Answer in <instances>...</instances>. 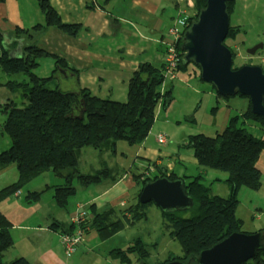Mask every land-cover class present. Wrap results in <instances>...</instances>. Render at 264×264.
<instances>
[{
	"label": "trees",
	"instance_id": "16d2710c",
	"mask_svg": "<svg viewBox=\"0 0 264 264\" xmlns=\"http://www.w3.org/2000/svg\"><path fill=\"white\" fill-rule=\"evenodd\" d=\"M192 1L193 15L186 11L182 14L190 17L191 24L206 7L207 0ZM38 5L45 24H37L33 28L34 31L55 28L64 34L77 37L83 29L81 24L64 23L49 0H38ZM235 7L236 0L228 3L230 17ZM239 34L241 26L231 23L224 42L233 52L234 70L239 69L234 63L237 53L227 41H235ZM5 35L0 30V70L3 72L0 73V88H5L11 94L24 90L26 104L18 107L15 102L10 101L0 106V113L5 117L1 124L2 132L11 141L10 148L0 154V168L15 165L18 171L17 182L0 191V203L20 193L33 180L52 171L64 183L49 188L54 192L53 198L57 206L66 209L70 200L77 194L75 183L86 188L108 176L106 168L92 174L83 173L80 169L82 150L91 148L101 151L108 147L113 152L119 142H125L129 146L143 143L153 128L159 105L161 104V109H166L173 102V81L177 79L178 73H185L194 65H186L184 62L182 36L183 39L177 45L179 61L176 77H165L164 64L155 66L148 62L141 63L128 83L127 101L118 102L96 96L87 88L70 92L48 88L47 83L55 78V74L68 68L66 60L39 44L30 42L24 46L21 55H14L12 51L15 44L7 47ZM22 35L32 36L28 30L17 29L11 38L15 40ZM45 58H53L56 67L53 71L55 74L46 78L36 74L37 68ZM16 74L26 75L28 81L10 80L11 75ZM212 87L216 91L215 87ZM227 99L229 97L224 98L216 93L218 105ZM216 109L218 106L213 108ZM253 125L264 132V117L253 114L249 103L245 112L230 117L222 132L191 135L184 145L193 151L200 167L228 175L225 183L230 193L227 197L213 194L210 187L202 183V177H180L176 173L168 174L167 170L155 167L151 177H145V174L135 175L139 187L135 204L121 212L114 209L100 214L95 212L93 219L89 220L88 225L97 232L99 238L102 241L109 240L127 227L132 228L148 218L145 208L154 204L143 205L139 201L142 188L147 182L160 177L181 179L187 195L194 202L190 208L192 216L185 218L183 211L164 212L158 208L166 223L168 236L180 245L181 255L170 253L165 260L151 263L158 245L136 238L126 248L111 249L109 257L116 264H167L171 261L187 263L192 256L213 248L232 234L247 233L243 230V220L237 217L239 191L242 188L253 191L262 188V172L258 162L264 151V139L248 131L247 127ZM43 194L44 191L29 192L25 198L26 204L38 203ZM11 228L9 220L0 212V264H5L4 255L14 245ZM75 229L74 224L72 232L66 231L59 223L53 224V230L56 232L73 233ZM259 232L264 234V228ZM9 264L31 263L21 257ZM245 264H264V251H259Z\"/></svg>",
	"mask_w": 264,
	"mask_h": 264
},
{
	"label": "crops",
	"instance_id": "0c3cea01",
	"mask_svg": "<svg viewBox=\"0 0 264 264\" xmlns=\"http://www.w3.org/2000/svg\"><path fill=\"white\" fill-rule=\"evenodd\" d=\"M49 1L64 23L82 25L83 29L78 36H69L55 28L34 31L33 28L37 24H45L38 0H5L3 3L0 2V30L6 34V46L11 47L15 44L13 54L21 55L27 43H37L66 60L68 68L63 71V77L68 80L71 91L87 88L96 96L118 102L127 101L128 83L141 63L148 62L155 66L164 64L168 31L174 19L183 10L193 14L194 7L192 0ZM17 29L28 30L32 36L22 35L14 40L11 35L17 32ZM46 59L54 61L53 58ZM48 67L55 71V61L48 63ZM40 68L42 62L37 70ZM190 74L191 77L188 78L186 74L178 73L177 79L173 81V93L177 87L189 85L192 77L201 79L193 66ZM191 89L194 91L193 87ZM210 92L216 96L215 90ZM10 96L5 88H0V106L5 104ZM160 111L161 108L158 112ZM229 117L227 114L218 127L217 120L208 127L213 133L222 132L229 122ZM4 118L0 113V154L11 146L10 139L2 132L1 124ZM259 134L253 132L257 137ZM262 137L264 138V134ZM186 140L184 136L181 140L175 141L177 144L175 147L187 150V153L178 151L176 154L170 146L167 150L157 151L149 145V140L140 145L128 146L129 151L125 149L127 145L120 142L116 144L113 152L108 147L101 151L83 149L80 157L81 171L92 174L106 168L108 176L90 187L85 188L77 184V194L73 200L71 199L75 201L72 208L71 203L66 209L59 208L55 203L54 192L49 187L64 183L56 175L54 180L41 181L45 185L44 188L46 187L44 193L47 192L38 203L26 204L25 198L29 192L42 191L37 188L36 182L43 180L39 179L43 175L33 180L20 193L0 203V212L11 223L14 240L13 247L4 255V263L9 264L24 257L31 264H116L109 257L111 250L109 244L118 234L102 241L97 232L90 228L84 243L75 254L69 256L61 244L62 232L54 231L53 224L59 223L66 231L72 232V219L78 205H82L90 212V220L93 219L92 215L95 212L100 214L111 209L119 212L125 210L132 202L136 203L132 201L134 200L132 197L136 196L139 189L135 175H142L148 170H154L155 167L167 170L168 174L176 173L180 177H202V183L209 186L213 194L227 197L230 193L225 183L228 175L200 167L193 151L184 146ZM190 167H193L194 174H189ZM258 167L262 172L263 188L264 151ZM17 180L18 171L15 165L0 168V191ZM60 180L62 183L58 184ZM262 188L256 192H261ZM241 192L242 189L239 195ZM45 196L47 199H44ZM238 198L237 217L244 222L243 230L251 234L259 232L264 228V223L257 224V220L263 219V209L257 203H251L247 208L239 196ZM252 199L261 201V198L256 196Z\"/></svg>",
	"mask_w": 264,
	"mask_h": 264
},
{
	"label": "rangeland",
	"instance_id": "374dc122",
	"mask_svg": "<svg viewBox=\"0 0 264 264\" xmlns=\"http://www.w3.org/2000/svg\"><path fill=\"white\" fill-rule=\"evenodd\" d=\"M184 8L187 9L186 6ZM230 22L234 26H241V34L238 35L237 39L235 41H227L228 45L232 46L237 53V57H235L234 59L235 66H238L240 68L244 65H256L264 69V48L259 50L255 56H250L247 54V51L249 49H252L260 44L264 45V0H236V7L230 17ZM181 39H183L182 36L179 38L178 43L181 41ZM169 40L170 38L168 39V41ZM53 62V60H47L45 58L42 61V68L38 69L36 71V74L41 77L53 76L55 74L53 73L54 69L48 67V63ZM193 67H195L197 71L200 72V69L198 67H196L195 65H193ZM191 68L192 65L189 67L187 73L181 74H186V76L190 78ZM0 73L3 72H1L0 70ZM63 73L64 72L62 70H59L55 74V78L47 83V87L50 89L59 88L63 92H70V86H68L69 82L68 80L64 79ZM11 77L12 78L10 80L12 81H28V77L24 74L11 75ZM0 78H2V76H0ZM191 81L192 82L189 85L186 84L187 86L181 85L177 87L173 94V102H171L166 109L163 108L160 112H157L153 128L149 136L145 140V143L147 140H149V145L157 151L167 150V148L170 146V149H174L175 154L178 151L187 153V150L175 147V145L177 146V144L175 143L176 140H181L185 136L187 138L185 144H187L188 137L191 135L212 134V129H210L208 126L213 125L215 120H217L218 122V127L222 123V119H225V117H227V114H229V116L231 117L235 114L243 113L249 106L250 102L247 97L237 95L235 97H230L229 99L222 101L218 109L213 110V108H217V102L215 94H211L210 92V90L214 91L212 85L204 83L196 77H192ZM192 87L194 88L196 94L191 89ZM8 95L10 96L9 92ZM8 98L9 101H7V103L10 101L15 102L18 107H23L26 104V101L24 100V90H20L18 93L12 94ZM192 119L195 120L193 121ZM161 125H163V127H161ZM247 128L248 131L252 134L253 132L260 133V136L258 138L264 139L262 137L264 132L259 127L253 125L248 126ZM158 132L165 135L168 143H157L156 135H160ZM171 136H173V138ZM172 142H174V144H171ZM120 143L127 145L125 146V149H128L129 151L130 148L128 147V144H126L125 142ZM152 171L148 170L146 172L148 173V175L145 174V177H151ZM193 172V167H190L189 174H194ZM39 179L43 180H37V188L45 191L46 187L44 188L45 185L41 181H44L45 179L48 182L54 180L55 174L50 171L45 173L42 178ZM61 183L62 182L60 180L58 184ZM75 185H77V183H75ZM136 196L132 197V199L134 198V200L132 201L136 202ZM254 196L261 198V201L252 199ZM239 197L243 205L247 208L250 207L251 203H257L262 209H264V182L261 192H256L248 188H242V192L240 193ZM44 199H47V196H45ZM70 203L72 208L75 201L70 200L69 205ZM133 204L134 203L132 202L131 205ZM69 205L66 208H68ZM145 209H147L148 218L138 222L134 227H127L125 231L118 233L114 240H112V242L109 244L110 249H123L124 246L126 247L127 244H129V242H132L134 239L142 238L146 243L158 245L153 253V257L150 260L151 263L165 260L170 253L181 255L180 245L175 240L171 239L168 236V232H166V223L163 220L160 210L155 205L148 206ZM182 213L185 218L192 216V211L190 209L185 210ZM263 223L264 216L262 221L257 220V224L261 225ZM140 264L143 263L141 262Z\"/></svg>",
	"mask_w": 264,
	"mask_h": 264
},
{
	"label": "water",
	"instance_id": "95a60500",
	"mask_svg": "<svg viewBox=\"0 0 264 264\" xmlns=\"http://www.w3.org/2000/svg\"><path fill=\"white\" fill-rule=\"evenodd\" d=\"M234 0H207L197 20L184 35V62L200 69L203 82L215 87L221 97H247L252 113L264 117V70L245 65L233 69V52L224 42L230 30L228 3ZM264 48L260 44L247 51L250 56ZM141 204L153 203L161 211H184L193 207L181 179L160 177L147 182L140 193ZM264 251V234L234 233L213 248L192 256L190 261L167 264H245Z\"/></svg>",
	"mask_w": 264,
	"mask_h": 264
},
{
	"label": "built area",
	"instance_id": "2783aa9c",
	"mask_svg": "<svg viewBox=\"0 0 264 264\" xmlns=\"http://www.w3.org/2000/svg\"><path fill=\"white\" fill-rule=\"evenodd\" d=\"M185 11H182L178 19L173 22V25L168 31L170 40L167 44V50L164 56V74L168 79H174L176 77V68L178 66L179 55L177 50V43L179 38L182 36V29L186 26L187 16H184ZM161 104L158 107L160 109ZM159 144H165L167 139L165 135L160 134L157 136ZM148 175V173H146ZM90 220V212L85 209L82 205H78L77 210L73 216L72 223L75 225V232L73 233H62L61 244L64 247L66 255L75 254L81 245L84 243L87 233L90 230L88 225Z\"/></svg>",
	"mask_w": 264,
	"mask_h": 264
},
{
	"label": "bare ground",
	"instance_id": "6f19581e",
	"mask_svg": "<svg viewBox=\"0 0 264 264\" xmlns=\"http://www.w3.org/2000/svg\"><path fill=\"white\" fill-rule=\"evenodd\" d=\"M181 12H179V14H180ZM193 14H191V16H192ZM179 16V15H178ZM178 16L174 19V21L176 20V19H178ZM189 16L187 17V19H186V26H184V28L182 29V36L184 37V35H185V33L190 29V27H191V23H190V21H189ZM230 24H231V22H230ZM184 34V35H183ZM63 71V70H62ZM65 72V71H64Z\"/></svg>",
	"mask_w": 264,
	"mask_h": 264
},
{
	"label": "clouds",
	"instance_id": "9594fccd",
	"mask_svg": "<svg viewBox=\"0 0 264 264\" xmlns=\"http://www.w3.org/2000/svg\"><path fill=\"white\" fill-rule=\"evenodd\" d=\"M245 66V65H244ZM243 67V66H242ZM200 74H201V72H199ZM144 174H146V172L144 173Z\"/></svg>",
	"mask_w": 264,
	"mask_h": 264
}]
</instances>
